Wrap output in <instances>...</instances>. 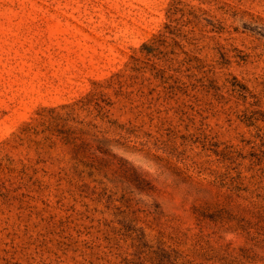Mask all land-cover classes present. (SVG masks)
<instances>
[{
  "label": "rangeland",
  "instance_id": "rangeland-1",
  "mask_svg": "<svg viewBox=\"0 0 264 264\" xmlns=\"http://www.w3.org/2000/svg\"><path fill=\"white\" fill-rule=\"evenodd\" d=\"M0 264H264V0H0Z\"/></svg>",
  "mask_w": 264,
  "mask_h": 264
},
{
  "label": "trees",
  "instance_id": "trees-1",
  "mask_svg": "<svg viewBox=\"0 0 264 264\" xmlns=\"http://www.w3.org/2000/svg\"><path fill=\"white\" fill-rule=\"evenodd\" d=\"M89 101H90V100H89ZM95 105H96L98 108H100V106H99V104H98L97 102H95ZM64 133H65V135H64V141H65V143H69V142L73 141V140H71V139L69 138V134H70L69 131L64 132Z\"/></svg>",
  "mask_w": 264,
  "mask_h": 264
}]
</instances>
